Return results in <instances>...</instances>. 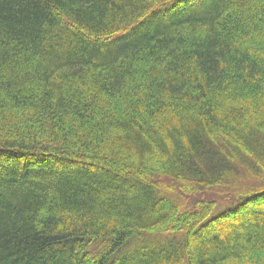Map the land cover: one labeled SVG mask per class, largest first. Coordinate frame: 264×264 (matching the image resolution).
<instances>
[{
	"label": "trees",
	"instance_id": "obj_1",
	"mask_svg": "<svg viewBox=\"0 0 264 264\" xmlns=\"http://www.w3.org/2000/svg\"><path fill=\"white\" fill-rule=\"evenodd\" d=\"M0 264H264V0H0Z\"/></svg>",
	"mask_w": 264,
	"mask_h": 264
}]
</instances>
